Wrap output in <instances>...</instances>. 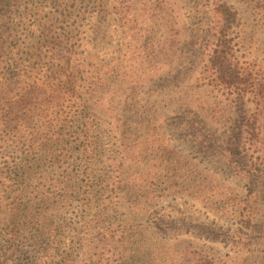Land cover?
I'll return each instance as SVG.
<instances>
[{"label":"rangeland","instance_id":"rangeland-1","mask_svg":"<svg viewBox=\"0 0 264 264\" xmlns=\"http://www.w3.org/2000/svg\"><path fill=\"white\" fill-rule=\"evenodd\" d=\"M0 264H264V0H0Z\"/></svg>","mask_w":264,"mask_h":264},{"label":"trees","instance_id":"trees-1","mask_svg":"<svg viewBox=\"0 0 264 264\" xmlns=\"http://www.w3.org/2000/svg\"><path fill=\"white\" fill-rule=\"evenodd\" d=\"M229 55H226L224 47L222 46H215V49L212 51V55L210 58L211 64L213 67L217 69L221 68V64L228 58Z\"/></svg>","mask_w":264,"mask_h":264}]
</instances>
